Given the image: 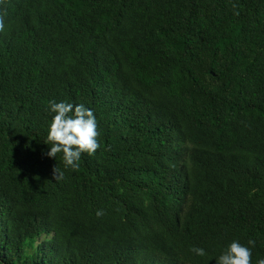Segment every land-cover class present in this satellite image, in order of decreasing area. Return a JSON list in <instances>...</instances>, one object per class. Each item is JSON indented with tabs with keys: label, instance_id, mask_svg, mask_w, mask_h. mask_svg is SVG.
<instances>
[{
	"label": "trees",
	"instance_id": "obj_1",
	"mask_svg": "<svg viewBox=\"0 0 264 264\" xmlns=\"http://www.w3.org/2000/svg\"><path fill=\"white\" fill-rule=\"evenodd\" d=\"M0 19V264L264 257V0H0ZM60 101L97 120L76 169L47 155Z\"/></svg>",
	"mask_w": 264,
	"mask_h": 264
},
{
	"label": "clouds",
	"instance_id": "obj_2",
	"mask_svg": "<svg viewBox=\"0 0 264 264\" xmlns=\"http://www.w3.org/2000/svg\"><path fill=\"white\" fill-rule=\"evenodd\" d=\"M4 27V22L0 19V31ZM49 111L54 115L47 131V141L51 142L47 155L55 158L57 153H62L65 165L76 169L82 153L92 155L100 146L96 116L83 103L65 101L50 102ZM54 174L56 178V169ZM96 215H103V210H97ZM255 244V240H249L247 245L233 240L216 258V264H252V248ZM191 251L198 256L205 255V249L200 247H194ZM256 264H264V257H259Z\"/></svg>",
	"mask_w": 264,
	"mask_h": 264
}]
</instances>
